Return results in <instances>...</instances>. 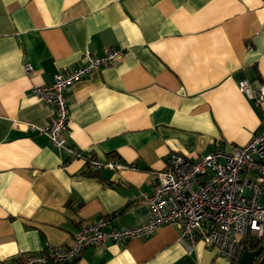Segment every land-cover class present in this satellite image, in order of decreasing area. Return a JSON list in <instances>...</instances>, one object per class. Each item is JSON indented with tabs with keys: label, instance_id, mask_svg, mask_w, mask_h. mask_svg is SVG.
Here are the masks:
<instances>
[{
	"label": "crops",
	"instance_id": "1",
	"mask_svg": "<svg viewBox=\"0 0 264 264\" xmlns=\"http://www.w3.org/2000/svg\"><path fill=\"white\" fill-rule=\"evenodd\" d=\"M107 48L123 54L67 92V142L84 154L70 160L33 128L54 108L30 88ZM241 80L264 85V0H0V264L68 247L99 218L146 221L151 173L169 152L231 153L259 127L264 100L246 97ZM89 156L136 169L94 172ZM69 264L241 263L201 241L186 251L166 224L88 246Z\"/></svg>",
	"mask_w": 264,
	"mask_h": 264
},
{
	"label": "built area",
	"instance_id": "2",
	"mask_svg": "<svg viewBox=\"0 0 264 264\" xmlns=\"http://www.w3.org/2000/svg\"><path fill=\"white\" fill-rule=\"evenodd\" d=\"M123 54L122 48H107L102 55L85 50L83 61L76 67H63L49 84L33 85L31 94L53 105V117L42 127H33L50 143L68 155L81 159L80 149L67 142L70 128L67 92L79 79L101 67L112 66ZM26 73L32 70L24 66ZM239 88L246 97L260 104L264 85L257 91L248 80ZM88 169L97 172L136 169L134 163L120 158L99 159L89 156ZM152 191L146 195L150 217L134 226L113 227L106 218L83 224L66 246H50L39 254L16 259L14 264H69L88 246L146 238L162 225H174L186 251L198 241L232 261L247 237L264 239V116L250 140L231 153L219 149L190 158L169 152L162 169L151 173Z\"/></svg>",
	"mask_w": 264,
	"mask_h": 264
},
{
	"label": "water",
	"instance_id": "3",
	"mask_svg": "<svg viewBox=\"0 0 264 264\" xmlns=\"http://www.w3.org/2000/svg\"><path fill=\"white\" fill-rule=\"evenodd\" d=\"M256 249H246L240 255L241 264H264V239L258 240Z\"/></svg>",
	"mask_w": 264,
	"mask_h": 264
},
{
	"label": "trees",
	"instance_id": "4",
	"mask_svg": "<svg viewBox=\"0 0 264 264\" xmlns=\"http://www.w3.org/2000/svg\"><path fill=\"white\" fill-rule=\"evenodd\" d=\"M259 245V241L257 239H244L241 241V245L236 253V256L234 257V259L231 262H235L238 261L240 258V255L242 253V251L246 250V249H256Z\"/></svg>",
	"mask_w": 264,
	"mask_h": 264
}]
</instances>
